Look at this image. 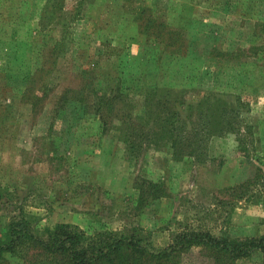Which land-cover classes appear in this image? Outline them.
I'll return each instance as SVG.
<instances>
[{
  "label": "rangeland",
  "instance_id": "obj_1",
  "mask_svg": "<svg viewBox=\"0 0 264 264\" xmlns=\"http://www.w3.org/2000/svg\"><path fill=\"white\" fill-rule=\"evenodd\" d=\"M12 1L0 14L2 221L24 206L26 213L39 218L41 229L69 223L90 234L141 226L151 232L157 248L167 246L183 229L210 230L219 237L228 233L241 241L264 236V0H144L165 21L188 28V38L200 36L196 57L171 61L161 80L154 82L188 102L210 90L227 95L233 106L240 99L235 130L204 141L207 150L199 160L174 159L168 143L152 147L138 159H124L123 143L112 134L102 137L89 122L80 126L71 107L58 116L64 90L77 87L79 73L93 68L91 60L100 46L96 32L100 16L74 26L75 43L68 42L59 55L52 75L45 77L50 86L47 96L34 105L24 94L30 83L25 76L34 60H48V49L44 41L34 39L38 13L35 21L28 20L23 30V23H18L15 31L17 25L9 22ZM140 1L133 0L132 6L138 7ZM38 4L43 5L39 0H14L10 9L22 10L30 18ZM131 27L128 24L123 37L132 35ZM60 32L54 29V38ZM120 37L131 56H138L140 42L127 43ZM14 45L15 60L8 58ZM80 54L83 57L76 60ZM173 66L178 74L171 71ZM37 83L33 88L39 94ZM188 129L192 131L191 126ZM155 183L164 194L152 187ZM26 247L0 264H54L41 246ZM181 256L180 264L229 263L215 262L201 247ZM235 264H264V256L256 253Z\"/></svg>",
  "mask_w": 264,
  "mask_h": 264
},
{
  "label": "trees",
  "instance_id": "obj_2",
  "mask_svg": "<svg viewBox=\"0 0 264 264\" xmlns=\"http://www.w3.org/2000/svg\"><path fill=\"white\" fill-rule=\"evenodd\" d=\"M7 1L0 0V14ZM132 1L39 0L43 5L38 4V10L30 18L19 9L12 13L11 5L9 22L17 25L15 31L20 27L18 23H23V30L28 20H36L38 13L34 39L44 41V47L48 49V60H34L25 76L30 83L24 94L35 101L34 105L47 96L50 86L49 80L44 82L45 77L52 75L68 42L75 43L74 26L100 16L96 29L100 46L91 60L93 68L79 73L77 87L64 90L59 97L58 116L71 107L70 113L74 114L73 119L80 121V126L82 122H89L97 126L96 131L101 135L114 130L115 136L124 144V155L128 160L139 157L145 146H160L163 140L170 144L174 159H202L207 150L204 141L235 130L240 99L233 106L231 101L228 103L227 95L210 90L199 100L188 102L173 97L164 86L155 83V79L161 80L168 71L171 61L196 57L200 36L188 38V28L165 21L158 10L144 0L138 7H133ZM166 8L171 15L170 9ZM128 24L132 26V35L123 37L122 32ZM54 29L61 30L57 38L52 34ZM120 36L127 43L140 42L138 56H131L129 45L124 46ZM20 43L25 45V41ZM3 44L0 42V49ZM29 47L30 43L27 44ZM10 53L8 58L13 56L15 60L18 53L15 45ZM79 57L83 55L76 60ZM171 71L177 73L174 66ZM35 83L39 86V94L33 88ZM49 130H53L52 125ZM152 185L164 194L161 185ZM38 220L32 213H26L24 206L7 222L0 219V260L30 245L41 246L54 264H180L181 255L194 247L207 250L218 263L235 264L256 253L264 256V236L241 241L228 233L219 237L210 230L183 229L174 234L167 246L157 248L151 241V232L141 226L125 225L117 230L104 229L88 234L69 223L41 229Z\"/></svg>",
  "mask_w": 264,
  "mask_h": 264
},
{
  "label": "crops",
  "instance_id": "obj_3",
  "mask_svg": "<svg viewBox=\"0 0 264 264\" xmlns=\"http://www.w3.org/2000/svg\"><path fill=\"white\" fill-rule=\"evenodd\" d=\"M108 134H112L114 137H116L115 136V131L114 130H112L111 132H109ZM105 135H107V134H105ZM104 135H102V137H103ZM116 140H118L119 142H121L117 137L115 138ZM122 143V142H121ZM162 143H167L165 140H163V142ZM152 147H156V148H158V146H154V145H149V146H145L144 148H142L141 149V151H142V153L140 154V156L139 157H134L133 159H138V158H140V157H142L143 156V154L147 151V150H149V149H151ZM124 159H126L125 158V155H124ZM131 159V158H130Z\"/></svg>",
  "mask_w": 264,
  "mask_h": 264
}]
</instances>
